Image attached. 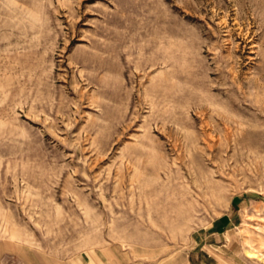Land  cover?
<instances>
[{
	"label": "rangeland",
	"instance_id": "374dc122",
	"mask_svg": "<svg viewBox=\"0 0 264 264\" xmlns=\"http://www.w3.org/2000/svg\"><path fill=\"white\" fill-rule=\"evenodd\" d=\"M0 264H264V0H0Z\"/></svg>",
	"mask_w": 264,
	"mask_h": 264
}]
</instances>
